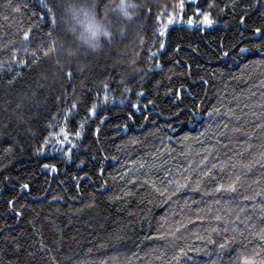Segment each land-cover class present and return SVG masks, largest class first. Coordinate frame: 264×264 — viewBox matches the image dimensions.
I'll return each mask as SVG.
<instances>
[{"label":"trees","instance_id":"trees-1","mask_svg":"<svg viewBox=\"0 0 264 264\" xmlns=\"http://www.w3.org/2000/svg\"><path fill=\"white\" fill-rule=\"evenodd\" d=\"M177 2L0 0V264H264V0Z\"/></svg>","mask_w":264,"mask_h":264},{"label":"snow or ice","instance_id":"snow-or-ice-1","mask_svg":"<svg viewBox=\"0 0 264 264\" xmlns=\"http://www.w3.org/2000/svg\"><path fill=\"white\" fill-rule=\"evenodd\" d=\"M189 3H194L195 0H188ZM212 5H210L211 7ZM44 9H45V12L43 13H40L39 15L41 16H47L49 14H52V9L49 8V6L47 4H44L43 5ZM117 7L124 13V15H129V13L127 12V9L129 7V5H127L124 0H121V3L119 5H117ZM167 5L164 6V9H162L161 11V15L163 14V12L167 9ZM173 11L170 12L168 15H167V23L168 24H171L174 22V20L179 17L180 19H183V14H184V10H185V0H178L177 3H175L173 5ZM14 11L16 12H19L20 11V7L17 6ZM194 12L195 13H199L201 14L202 16V23L205 24V25H212L214 23L213 19L211 18V14L209 12H202L201 8L200 7H196L194 9ZM159 18V17H158ZM5 19H7V17H5ZM244 17H241V20H243ZM187 23L189 25L193 24L194 23V20L192 17H189ZM52 24L53 25H56L57 24V20L54 16V14H52ZM47 26V25H46ZM164 27L166 28L167 27V24L164 25ZM90 28L93 30V34L95 33V31H99L100 30V26L99 25H95V26H90ZM36 31H40V29L37 27L36 28ZM54 31V29H53ZM255 32L256 33H260L261 32V29L260 28H257L255 29ZM31 33H32V28L30 27L27 31H24L23 35L26 39H32L33 37L31 36ZM47 36V39L51 41V44L50 45H45L44 41L43 40H40V37H35V39L37 40H40V44H39V47L40 48H44L46 47L47 50L46 52H44V55H48L49 53L55 51L58 47H61L63 45V41H57L56 39H53L52 38V31H50L49 33L46 34ZM160 48H164V44H161L160 45ZM246 51V49H241V52H244ZM224 55H227V53H224ZM159 66V65H157ZM70 75V73H69ZM105 96H104V99L107 100L108 99V95H107V86L105 85ZM76 105L73 104L71 108H69L67 110V113H70L71 111H73L75 109ZM133 107H137V105H133ZM95 110H96V106L93 105V107L91 109H89L90 112H92L93 114L95 113ZM66 113V115H67ZM62 132H65V129H61ZM80 135V132H77L76 133V136H79ZM58 143L59 144H63L64 143V140L63 139H59L58 140ZM47 167V165H46ZM54 167V166H53ZM205 175H208V173H205ZM237 180L239 179V177L236 178ZM183 186V185H182ZM24 188H27L28 185H24L23 186ZM235 187H236V182L233 181L231 184H229V188L233 191H235ZM224 188V185L221 184L219 185V187L217 188V190H220ZM179 190V189H177ZM219 219V218H217ZM264 238V237H262ZM223 247V246H222Z\"/></svg>","mask_w":264,"mask_h":264},{"label":"clouds","instance_id":"clouds-1","mask_svg":"<svg viewBox=\"0 0 264 264\" xmlns=\"http://www.w3.org/2000/svg\"><path fill=\"white\" fill-rule=\"evenodd\" d=\"M134 7L135 5H131L128 7L127 12L129 13V15L126 16L123 12L122 15L130 20L135 15V12L132 10ZM68 31L76 32L77 29L70 25ZM113 34V26L108 24L100 27V30L95 31L94 34L93 30L91 28H88L85 34H79L75 38H69V40L63 42L62 46L68 57L75 56L84 51L96 52L104 47L105 42L110 40Z\"/></svg>","mask_w":264,"mask_h":264},{"label":"water","instance_id":"water-1","mask_svg":"<svg viewBox=\"0 0 264 264\" xmlns=\"http://www.w3.org/2000/svg\"><path fill=\"white\" fill-rule=\"evenodd\" d=\"M56 171V169H54V172Z\"/></svg>","mask_w":264,"mask_h":264}]
</instances>
